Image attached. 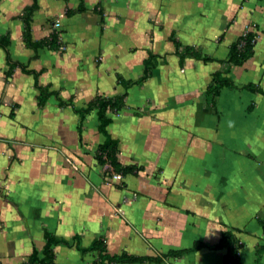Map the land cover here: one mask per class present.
Segmentation results:
<instances>
[{"label": "crops", "instance_id": "1", "mask_svg": "<svg viewBox=\"0 0 264 264\" xmlns=\"http://www.w3.org/2000/svg\"><path fill=\"white\" fill-rule=\"evenodd\" d=\"M34 1L0 0V36L10 38L0 46V264L42 253L46 231L62 239L53 264H98V250H85L98 239L110 255L161 258L115 264H224L226 249L215 247L224 229L241 240V263L255 264L264 243V95L225 87L214 107L206 89L231 45L255 29L253 56L230 75L264 90V0H37L33 39L48 37L59 18L65 46L37 52L23 36ZM173 35L214 59L182 63ZM8 52L59 96L41 104L34 73L18 65L7 74ZM151 54L150 76L127 86ZM122 93L126 106L107 131L119 162L139 170L120 185L96 156L106 140L96 111L82 118L68 102Z\"/></svg>", "mask_w": 264, "mask_h": 264}, {"label": "trees", "instance_id": "2", "mask_svg": "<svg viewBox=\"0 0 264 264\" xmlns=\"http://www.w3.org/2000/svg\"><path fill=\"white\" fill-rule=\"evenodd\" d=\"M38 9L37 0L30 6L25 9L24 14L22 15L25 22L24 30V40L26 45L30 48L36 50L40 48L48 47L52 49H60L62 44L61 41V32L53 30L52 33L43 39L34 40L31 30V20L34 12ZM85 6H80L77 9H67L66 14H73L77 11L85 10ZM258 37L257 30L248 29L244 34H242L239 39L234 42L229 50L228 57L224 60H221L222 67L215 71L212 74V79L210 84L206 89V98L211 103L212 106H217V99L220 95L223 88L228 87L231 89L239 90H249L255 93H261L264 95V90L260 85L254 83H247L240 85L236 83L234 78L230 75L232 68L243 64L246 60L251 58L254 54V47ZM172 40L175 44V51L180 57V61L183 63L186 56H192L196 59L203 60L204 62H210L214 58L211 55H208L202 51L200 48L184 46L177 40L176 36H172ZM10 44V38L8 35L0 36V46L3 48H8ZM156 55L151 54L150 58L146 61V70L145 74L136 81H127L124 82L127 86L134 83H142L146 78L151 74V69L155 65ZM7 61L10 65L7 72L8 75L12 74L13 69L20 65L22 68L29 73H34L36 80L35 85L40 90V103H45L46 99L54 94L59 96L57 91H50L48 86H43L39 84V73L26 69L25 65L13 61L9 52L7 53ZM126 93L117 94L114 96H101L97 95L90 102L84 106H77L75 103L70 100L68 103L72 105L74 111L78 113L82 118L92 111H96L99 119V130L106 135V140L102 143L97 150V159L100 164H109L111 166V179L114 173H121L123 176L128 173H137L139 168L135 165H122L118 160V140L113 138L107 131V126L113 121V116L111 113H118L125 106ZM64 104V102H61ZM259 223L262 226L264 234V216L259 218ZM46 244L40 253L37 249L31 253L28 259L23 264H53L56 259V255L53 249V245L62 242V239L57 238L51 232L46 231ZM201 245L196 243V245L190 249L172 251L168 255L177 256L187 252L197 250ZM216 248L226 249L224 264H242L240 261V251L242 248V242L236 235L233 229H224L222 232V237L220 241L215 245ZM87 250H98L99 259L97 260L98 264H115L123 262H136V261H146V260H161L158 257H140L128 254L122 255H110L107 252L106 244L103 239L95 240L92 245L85 249ZM257 260L255 264H262L261 257L264 252V243L257 245Z\"/></svg>", "mask_w": 264, "mask_h": 264}, {"label": "built area", "instance_id": "3", "mask_svg": "<svg viewBox=\"0 0 264 264\" xmlns=\"http://www.w3.org/2000/svg\"><path fill=\"white\" fill-rule=\"evenodd\" d=\"M61 26V20L59 18H57L54 22H53V27L55 30L60 31L59 27ZM61 49H65V46L62 45ZM113 182L114 181H123L124 180V176L121 173H114L112 175V179Z\"/></svg>", "mask_w": 264, "mask_h": 264}, {"label": "rangeland", "instance_id": "4", "mask_svg": "<svg viewBox=\"0 0 264 264\" xmlns=\"http://www.w3.org/2000/svg\"><path fill=\"white\" fill-rule=\"evenodd\" d=\"M53 25V24H52ZM254 28H255V26H254ZM115 182H118L120 185H122V180L121 181H114L113 183H115Z\"/></svg>", "mask_w": 264, "mask_h": 264}]
</instances>
